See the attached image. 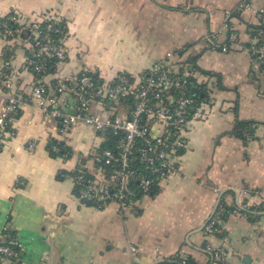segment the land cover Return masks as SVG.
Segmentation results:
<instances>
[{
	"label": "crops",
	"instance_id": "0c3cea01",
	"mask_svg": "<svg viewBox=\"0 0 264 264\" xmlns=\"http://www.w3.org/2000/svg\"><path fill=\"white\" fill-rule=\"evenodd\" d=\"M243 1L250 8L232 14ZM12 11L58 14L67 58L37 79L23 66L28 45L17 40L7 47L0 33V66L5 49L12 60L9 93L26 96L37 83L74 82L83 70L101 79L138 73L168 49L183 47L182 60L196 56L192 76L207 97L188 122L180 169L124 211L114 203L95 208L75 193L72 172L107 174L95 159L104 135L77 123L61 136L56 120L24 104L12 122L15 134L0 148V243L10 234L20 254L0 256V264H179L187 257L215 264L209 242L227 251L217 264H264V209L255 217L243 212L264 195V73L245 46L264 0H0V20ZM228 29L236 38L223 49ZM180 67L173 65L188 76L191 68ZM72 96L66 95V110ZM5 106L0 94V112ZM236 116L256 123L254 138L243 142L231 133ZM53 141L69 155L52 156ZM218 199L241 211L227 215L222 234L205 237Z\"/></svg>",
	"mask_w": 264,
	"mask_h": 264
},
{
	"label": "built area",
	"instance_id": "2783aa9c",
	"mask_svg": "<svg viewBox=\"0 0 264 264\" xmlns=\"http://www.w3.org/2000/svg\"><path fill=\"white\" fill-rule=\"evenodd\" d=\"M249 8V3L243 1L234 9L245 11ZM258 14L256 24L264 25V12L258 11ZM46 16H26L15 11L7 20L16 23L17 29L8 27L6 21L1 24L9 45L17 40L28 45L23 66L43 75L47 74L45 64L48 60L54 58L57 63H64L67 58L63 37L54 38L55 34H61V17L52 14V21H46ZM42 23L45 24L41 26ZM24 30H28V36L21 38L20 33ZM228 33V37L234 40V32L228 29ZM222 48L225 49V45ZM5 51L1 53L3 61L0 66V94L5 95L6 101L5 108L0 112V148L8 136L15 134L12 122L26 103H31L45 116L56 120L61 136L67 135L77 123L101 134L108 132L116 138L114 144L95 156L97 161L102 159L108 168V176L88 179L76 174L73 177L79 200L98 209L114 203L124 211L134 203L137 192L147 194L153 185L157 186L179 170L180 155L187 144L185 133L188 122L197 108L182 77L185 73L173 68L175 57L171 51L162 61L154 62L138 75L120 72L114 78L100 80L98 84L89 76L75 78L73 86L66 81H58L48 88L35 84L26 96L9 93L12 60L10 55L5 56ZM249 52L257 55L254 56L257 69L264 73L262 31L252 37ZM70 93L73 94L74 105L72 112L68 113L63 105ZM255 126V123L251 124V127ZM28 148L32 149V144ZM51 150L57 152L59 148L52 145ZM133 183H137L138 187H134ZM259 203L264 206L263 194L259 196ZM231 212L232 209H224L218 203L203 226L205 237L224 231L225 216ZM4 236L6 241L0 243V256L18 258L20 247L16 239L8 233ZM205 249L210 252L215 264L227 256L223 247H215L210 242L205 244Z\"/></svg>",
	"mask_w": 264,
	"mask_h": 264
},
{
	"label": "trees",
	"instance_id": "16d2710c",
	"mask_svg": "<svg viewBox=\"0 0 264 264\" xmlns=\"http://www.w3.org/2000/svg\"><path fill=\"white\" fill-rule=\"evenodd\" d=\"M14 12L15 11H12V12H9L7 15H5L3 18H1V20H0V33H1V35L3 36V38L6 40L7 38L4 36V28L3 27H1V24L3 23V22H7V25H8V27H10V28H15V29H17V27H18V25L16 24V23H14V22H12V21H10V20H7V18L10 16V15H14ZM238 12H241V11H234V12H232V14H237ZM41 15H47L46 17H47V19L45 18V20L46 21H52L51 19H50V17H51V15L53 14V13H47V12H41L40 13ZM33 15V14H32ZM256 15H257V17H258V12L256 13ZM44 20V21H45ZM45 23H42L41 24V26H43ZM60 28H61V34H60V32H59V34L57 33V34H55L54 35V38L55 39H58V37L60 38L61 36L63 37L64 36V33H65V30H66V25H65V21L61 18V22H60ZM248 29L250 30L249 32H250V34H251V36L253 37V36H255L259 31H262V33L264 34V25H257V24H252V25H249L248 26ZM234 34H235V32H234ZM20 36H21V38H26L27 36H28V30H24V31H22L21 33H20ZM229 36V33L227 32V42L226 43H224L223 45H225V47H228V45H229V43L228 42H230L231 41V39L228 37ZM61 37V38H62ZM235 38H236V34H235ZM62 39H64V38H62ZM7 41V40H6ZM14 43H16V42H14ZM223 45H221L220 47L222 48L223 47ZM256 45H258V44H256ZM256 45H254V46H256ZM6 46L8 47L9 46V44L7 43L6 44ZM245 46L247 47V49H248V51H249V48L251 47V43H248V44H245ZM253 46V45H252ZM11 47V46H10ZM184 47H186V45L184 46ZM245 47V48H246ZM184 48L182 47V48H178V49H172V53L174 54V62H173V65H175V64H180V68H181V70L182 69H184V70H187L189 67L191 68V70H190V73H189V75L187 76V79L185 80V83H186V85H187V87H188V93H189V95L194 99V101H195V104H196V108H197V106H198V102H200V100L201 99H206V97H207V92H206V89L204 88V86L203 85H199V84H197L196 83V81H195V79L193 78V76H192V73L195 71V70H197V69H199L198 67H197V65H196V63H195V61H196V56L194 55V56H191V57H188L187 58V60L186 59H184V60H182V53H183V50ZM28 52V51H27ZM251 54V53H250ZM27 55V54H26ZM5 56H9V52L6 50L5 51ZM253 56V55H252ZM254 56H257V55H254ZM253 56V57H254ZM58 63H57V61H56V59H50V60H48L47 62H46V64H45V66H46V69H47V74H49L50 72H52V71H54V69H55V67H56V65H57ZM30 70V69H29ZM178 72H183V70L182 71H180L179 70V68H178V70H177ZM31 72H33V74L35 75V77L38 79V78H43V77H45V75H43V74H40V73H36V72H34V71H32L31 70ZM202 72H204V73H207V74H210L209 72H205V71H202ZM46 74V75H47ZM81 76H89L94 82H95V84H98V83H100V80H102L101 78H100V76H99V74H98V72H93V71H90V70H83V71H81L78 75H77V77L76 78H79V77H81ZM218 78L220 79V77L218 76ZM72 83V86L74 85V82L72 81L71 82ZM37 84H41V85H43V86H45V88H48V87H50V86H48L47 84H43V83H37ZM36 84V85H37ZM55 83H51L50 85H51V87L54 85ZM195 88V91H194V93L193 94H191V88ZM46 92H47V89H46ZM16 94H19V93H16ZM73 95V94H72ZM193 114V113H192ZM192 114H191V116H192ZM252 123H255V122H253V121H251V120H243V119H240V118H238V116H236V118H235V122H234V126H233V129H232V131H231V133L233 134V135H235L237 138H239V139H241L243 142H247L248 140H251L252 138H254V136H255V128H256V126L255 127H251V124ZM256 124V123H255ZM104 135V141H103V143H102V145H101V148H100V150H99V154L104 150V149H108V148H111L112 147V145L114 144V140L116 139L114 136H112L111 134H109L108 132H106L105 134H103ZM52 145H56L58 148H59V150L57 151V152H53L52 150H51V146ZM49 152H50V154L52 155V156H61V157H67L68 155H69V151H68V149H66L65 147H64V145L62 144V143H60V142H56V141H53V142H51L50 143V146H49ZM98 162H99V164L101 165V166H103L104 168H106V171H108V168L104 165V163H103V161H102V159H99L98 160ZM76 174H82L83 176H85L86 178H88V179H92L93 177L90 175V174H88L87 172H84L83 170H76L75 172H72L71 173V176L72 177H74ZM107 176H108V172H107ZM133 186L134 187H138V185H137V183H133ZM156 190H157V186L156 185H153L152 187H151V189L149 190V192L147 193V194H149V195H154L155 193H156ZM75 193H77V189L75 188ZM253 194V193H252ZM142 195H144L143 193H141V192H137V195H136V197H135V199H138V198H140ZM253 195H255V193L253 194ZM262 194H260L259 196H261ZM244 203V202H243ZM219 204L220 205H222L223 206V208L224 209H238L239 211H241V209H240V207L238 208V207H236L235 205H229V204H227L223 199H220V201H219ZM88 205H91L90 203H88ZM254 206H247V207H245L244 209H243V212L245 213V214H247L248 216H257V213H256V211H261V210H263L264 209V206L263 205H261L260 203H255V204H253ZM226 217L227 216H225V220H226ZM224 231H222L221 233H218V234H216V235H219V234H222ZM209 254H210V252H208ZM210 256H212L211 254H210ZM179 259V258H178ZM179 261V264H197L195 261H193L190 257H187V258H181V259H179L178 260ZM210 264V263H209Z\"/></svg>",
	"mask_w": 264,
	"mask_h": 264
},
{
	"label": "water",
	"instance_id": "95a60500",
	"mask_svg": "<svg viewBox=\"0 0 264 264\" xmlns=\"http://www.w3.org/2000/svg\"><path fill=\"white\" fill-rule=\"evenodd\" d=\"M182 77H183L184 80L187 79V75H185V74H184ZM190 91H191V94H193L194 91H195V88H194V87L191 88ZM68 101H69V103H73V98H69ZM67 112H68V113H71V112H72V109H68ZM218 203H219V199H218L217 202H216V205H215V207H214V210H215V208H216V206H217ZM214 210H213V211H214ZM213 211H212V213H213ZM212 213H211V214H212Z\"/></svg>",
	"mask_w": 264,
	"mask_h": 264
},
{
	"label": "rangeland",
	"instance_id": "374dc122",
	"mask_svg": "<svg viewBox=\"0 0 264 264\" xmlns=\"http://www.w3.org/2000/svg\"><path fill=\"white\" fill-rule=\"evenodd\" d=\"M234 39H235V38H234ZM169 51L172 52V49H170V50L168 49L167 51H165V55H166V53L169 52ZM165 55H164V56H165ZM158 61H162V60L160 59V60H157V61H154V62H158ZM154 62H153V63H154ZM153 63H152V64H153ZM152 64H151V65H152ZM151 65H150V66H151ZM150 66H149V67H150ZM256 67H257V62H255V68H256ZM147 69H148V68H147ZM147 69H145V70H147ZM145 70H142V71H145ZM138 73H139V72H138ZM138 73H132V74L138 75ZM186 147H187V144H186ZM185 149H186V148H185ZM181 155H182V154H181ZM181 155H180V158H181ZM180 166H181V165H180V159H179V164H178L179 169H180ZM175 173H176V172H175ZM175 173H174V174H175ZM172 175H173V174H172ZM172 175H171V176H172ZM171 176H170V177H171ZM168 178H169V177H168ZM168 178H167V179H168ZM165 180H166V179H165ZM163 181H164V180H163ZM161 182H162V181H160V183H161ZM245 205H246V204H245Z\"/></svg>",
	"mask_w": 264,
	"mask_h": 264
}]
</instances>
